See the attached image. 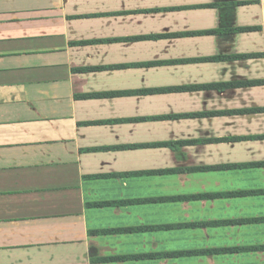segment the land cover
<instances>
[{
    "label": "crops",
    "instance_id": "obj_1",
    "mask_svg": "<svg viewBox=\"0 0 264 264\" xmlns=\"http://www.w3.org/2000/svg\"><path fill=\"white\" fill-rule=\"evenodd\" d=\"M0 264H264V0H0Z\"/></svg>",
    "mask_w": 264,
    "mask_h": 264
}]
</instances>
